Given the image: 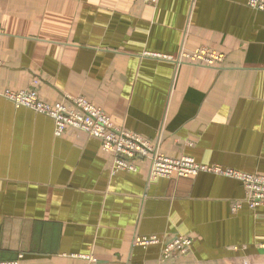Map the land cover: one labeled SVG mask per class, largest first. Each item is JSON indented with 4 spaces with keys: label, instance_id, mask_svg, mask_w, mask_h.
<instances>
[{
    "label": "crops",
    "instance_id": "1",
    "mask_svg": "<svg viewBox=\"0 0 264 264\" xmlns=\"http://www.w3.org/2000/svg\"><path fill=\"white\" fill-rule=\"evenodd\" d=\"M202 47L223 60L184 58ZM5 89L83 96L170 157L264 174V10L248 0H0ZM114 163L101 139L57 135L0 94V261L264 264V205L241 180ZM181 236L188 252L165 258Z\"/></svg>",
    "mask_w": 264,
    "mask_h": 264
},
{
    "label": "built area",
    "instance_id": "2",
    "mask_svg": "<svg viewBox=\"0 0 264 264\" xmlns=\"http://www.w3.org/2000/svg\"><path fill=\"white\" fill-rule=\"evenodd\" d=\"M155 3L158 0H146ZM255 9L264 10V0H248ZM184 58L192 62L214 65L223 60L224 55L212 49L202 47L195 52L184 53ZM37 83V81H34ZM0 94L11 100L16 106H23L51 117L55 122V132L61 135L67 127L83 131L102 141L103 150L113 155L116 169L136 170L135 160L138 158L150 161L151 175L155 178L173 176L189 177L200 172H213L241 180L246 188V202L251 208L264 205V174L247 173L221 166L201 164L189 156L170 157L157 150L147 137L116 127L110 116L83 96L67 97L55 103L43 100L36 89L0 90ZM238 204L234 208L237 209ZM157 242V237L139 238L138 243L148 245ZM191 239L177 237L167 243L165 258L177 253L184 254L189 250ZM0 264H17V261H0Z\"/></svg>",
    "mask_w": 264,
    "mask_h": 264
},
{
    "label": "trees",
    "instance_id": "3",
    "mask_svg": "<svg viewBox=\"0 0 264 264\" xmlns=\"http://www.w3.org/2000/svg\"><path fill=\"white\" fill-rule=\"evenodd\" d=\"M244 184V183H243Z\"/></svg>",
    "mask_w": 264,
    "mask_h": 264
}]
</instances>
